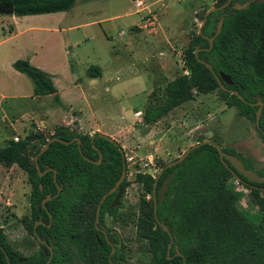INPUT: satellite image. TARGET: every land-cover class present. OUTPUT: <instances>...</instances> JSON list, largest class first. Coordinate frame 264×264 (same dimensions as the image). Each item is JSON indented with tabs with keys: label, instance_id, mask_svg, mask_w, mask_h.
Masks as SVG:
<instances>
[{
	"label": "trees",
	"instance_id": "trees-1",
	"mask_svg": "<svg viewBox=\"0 0 264 264\" xmlns=\"http://www.w3.org/2000/svg\"><path fill=\"white\" fill-rule=\"evenodd\" d=\"M76 1L0 0V8L12 4L17 15L42 14L67 11ZM226 1L219 0L216 6ZM237 1L244 2L232 0L230 5L208 15L201 32L192 31L184 52L188 73L166 82L161 94L153 91L143 110L145 124L157 123L175 108L194 100L196 94L214 91L219 92L228 106H237L240 113L256 122L258 96L264 102V0H254L244 9L234 6ZM222 17V29L212 48L207 49L210 41L206 36L215 34ZM198 48L201 49L196 54ZM201 59L210 62L217 73L227 74L232 83L223 80L224 88ZM13 66L31 78L35 95L54 94L60 101L50 73L24 58L17 59ZM87 72L90 76H99L101 67L91 65ZM229 89L237 90L242 97ZM256 127L264 139V105ZM55 135L67 141L80 137L81 144L76 140L53 141L37 163V153ZM52 136L45 137L34 131L23 140L12 139L0 148V161L17 164L28 173L32 212L23 215L21 223L30 234L41 239L40 250L25 256L12 247L0 226V264H47L49 259L50 264H135L125 258L126 246L117 230L108 228L106 234L96 226L98 205L120 178L126 149L100 132L81 133L71 125L58 126ZM40 139L42 146L37 148L31 161L29 148ZM223 149L238 155L247 168H253L237 151ZM100 154L103 156L97 163ZM227 163L229 166L221 159L216 146L205 143L176 165L162 164L156 176L136 172L135 181L142 185V193L132 223L136 234L149 243L152 254L149 264H264V197L261 194L264 182H252L242 174L238 178L235 167ZM172 173L161 202L160 189ZM259 174L264 176V172ZM234 177L251 189V200L261 214L259 222H253L248 211L241 207L244 194L230 184ZM129 183L126 177L121 184L124 195ZM58 185L62 187L60 193ZM117 192L102 202L100 225L104 226L106 214L118 216L123 199L119 206L111 208ZM48 194L53 197L43 203ZM162 223L170 228L172 235Z\"/></svg>",
	"mask_w": 264,
	"mask_h": 264
},
{
	"label": "rangeland",
	"instance_id": "rangeland-1",
	"mask_svg": "<svg viewBox=\"0 0 264 264\" xmlns=\"http://www.w3.org/2000/svg\"><path fill=\"white\" fill-rule=\"evenodd\" d=\"M145 1L140 9L133 0H78L64 15L43 18L42 25L51 31L21 32L15 40L17 59H28L57 74L55 85L60 101L54 94L35 95L31 78L12 65H8L10 71L5 69L6 74L20 83L21 97H12L16 92L3 89L2 94L8 97L0 98V145L16 134L20 140L34 131L52 136L51 126L38 124L41 115L53 123L65 114L72 118L81 109L88 113L86 99L96 111L99 108L109 113V119L103 120L113 127L132 128L130 138L123 133H118L117 139L111 136L127 148L126 155L131 158L127 173L130 183L118 216L106 214L105 222L118 230L126 246L125 258L135 264H149L152 258L147 239L136 234L132 223L142 193V185L135 181L137 171L156 176L162 164L175 160L204 139L237 151L250 161L253 170L264 172V139L256 122L240 113L237 106H228L218 91L196 94L194 100L151 125L144 123L143 115L136 116L144 110L154 90L161 94L166 82L186 72L184 52L191 33L200 28L202 14L219 0ZM0 18L4 23L9 20L4 14ZM5 46L1 47L0 61ZM91 65L101 66L102 75L88 76ZM67 110L70 112L65 113ZM33 121L36 123L31 126ZM75 123L71 125L74 128ZM148 132L150 135L145 136ZM41 146L42 139L29 148L31 161ZM3 176L0 225L14 249L31 255L41 245L21 223V217L32 212L28 173L15 165ZM230 184L243 191L241 207L253 222H259L261 214L251 200V189L237 177ZM261 194L264 197V191ZM8 200L10 204L6 203Z\"/></svg>",
	"mask_w": 264,
	"mask_h": 264
},
{
	"label": "crops",
	"instance_id": "crops-1",
	"mask_svg": "<svg viewBox=\"0 0 264 264\" xmlns=\"http://www.w3.org/2000/svg\"><path fill=\"white\" fill-rule=\"evenodd\" d=\"M77 2H78V0L75 3H77ZM67 11H57V12H52V13L29 14V15H17L15 13L14 14H4V15H7L9 17V20L7 21V23H4L6 21L0 20V28L3 29V32H1V30H0V50H1V47L6 44V46L3 50V53H2V60L0 61V98L2 100L6 99L8 97L7 94H5V93L2 94L3 89H6V90L11 91V92H16V94L12 95V97H17V96L21 97V95H18V92L20 91V86H21L20 83H16L13 79H10L8 74H6V70H5L6 68H8V70H9L10 68L8 67V65L13 66V63L17 60V57H19V56L15 55L16 50H17V44H18V42L15 41L17 36L21 32H26V33L28 32L29 33V32H35V31H38V32L51 31V30H46L45 27L42 25L41 22H43L45 20L43 18L52 16V15L54 17H58L57 15H61V14L64 15ZM1 14H3V13H0V15ZM2 23H4V24H2ZM20 29H21V31H20ZM88 68H87V70H88ZM43 70L50 73L53 76L54 82L56 83L57 74L47 70L46 68H44ZM102 71L103 70L101 67V74L100 75H102V73H103ZM10 73L13 76H15L14 72H10ZM22 74H25V73H22ZM87 75L90 76L88 74V72H87ZM85 102H86L88 110H89L88 113L87 112L85 113L84 110L81 109L80 114L74 115L72 118L70 116H68L67 114H65L62 117V119H59L58 121H54L53 123H51V122L49 123V121H47L48 116L41 115L38 124L39 125L44 124V125L51 126V132L54 133L58 126H61V125L69 126V125H72L73 123L76 122L74 126L81 133H89V134L93 135L97 132H100V133L108 134L110 136H114V138H116L118 136L117 135L118 133H123L124 136H126V138L127 137L130 138V135L133 133V130H132V128H130V126L125 125L124 128L121 127L120 125H119V127H121V128L113 127L112 123H110L107 120H105V121L103 120L104 118L109 119V117H107L109 113L105 112L104 111L105 109L103 110V109L98 108L96 111L95 106H93V105L90 106V104H88L87 99ZM181 106H179V107H181ZM179 107H177V108H179ZM177 108H175V109H177ZM70 110H73L71 106H70ZM68 112H70V111L67 110V112H65V113H68ZM35 123L36 122L33 121V124L31 126H34ZM112 127L114 129H116L117 131L115 132ZM149 135H150V132H148L145 136H149ZM15 136H17V134L14 135V137ZM124 136H123V139H126ZM14 137L11 139H8L4 144L0 145V148L7 146L10 140H12V139L14 140ZM119 140H122V138L121 139L119 138ZM195 142H192L191 144H193ZM122 145L125 149H127L124 144H122ZM15 165H17V164L7 165L3 161H0V173H2V175H0V183H2V181L4 180L3 172H5V173L10 172V169H14ZM1 199H2V195L0 192V200ZM6 203L10 204L9 200Z\"/></svg>",
	"mask_w": 264,
	"mask_h": 264
},
{
	"label": "water",
	"instance_id": "water-1",
	"mask_svg": "<svg viewBox=\"0 0 264 264\" xmlns=\"http://www.w3.org/2000/svg\"><path fill=\"white\" fill-rule=\"evenodd\" d=\"M231 0H229L228 2H225L224 4L220 5V6H213L211 7L207 13H206V16L204 17L203 21H202V24L199 28V31L201 32L202 31V28L203 26L205 25L206 21H207V18H208V15L214 11H217V10H220V9H223L224 7H226L229 3H230ZM249 6V3H245V4H241V3H237L235 5V7L237 9H244V8H247ZM15 12V8L12 4H7L5 7L3 8H0V13H3V14H14ZM223 21H224V18L222 17L218 23V27H217V31L215 32V34L211 37L209 36H206L209 38V41H210V47L207 48V49H211L213 44H214V39L215 37L220 33L221 29H222V25H223ZM201 48H198L196 50V54H198V52L200 51ZM201 61L206 64V66L208 68H210L212 70V72L215 74L216 78L219 80V82L222 84V86L225 88V85L223 83V80L227 81L228 83H232V80L231 78L225 74L224 72H220V73H217L213 67V65L208 62L207 60H204V59H201ZM232 91V93L234 94H237L239 95L240 97H242V95L237 91V90H234V89H229ZM259 98V101L257 102V104H259V108L257 110V124L259 125V122H260V119H261V116H262V108H263V105H264V102L261 100L260 96H258ZM74 128V127H73ZM100 135H103L105 136L106 138L110 139V140H115L113 137L107 135V134H103V133H100ZM78 141L79 144H81V138L80 137H74L72 138L71 140L67 141V140H64L61 135H55V136H52L50 137L48 140H47V143L45 145H43L41 147V149L39 150V152L37 153L36 157H35V160L36 162L38 163V158L39 156L45 152L49 145L53 142V141H62V142H65V143H72L74 141ZM205 143H210V144H213L214 146L217 147V149L219 150V153H220V157L221 159L223 160V162L228 165L227 161H229L236 169V171H234L236 174H237V177L238 178H241L239 174H242L244 176H246L250 181L252 182H257V183H262L264 182V176H261L258 172H256L255 170L253 169H249L246 167L245 163L243 162V160L236 154H233L231 152H228L226 150L223 149V147L221 145H219L217 142L215 141H212V140H203V141H199L197 142L196 144H193L191 145L182 155H180L178 158H176L175 160H172L170 162H168L167 164V167L169 166H173V165H176L180 162H182L186 157L187 155L195 148L199 147L200 145L202 144H205ZM102 154H100V159L98 161H96L97 163H100L101 162V158H102ZM229 166V165H228ZM40 174H44V172H40ZM127 175V161L124 160V166H123V172L120 176V178L117 180L116 184L104 195V197L102 198L101 202L99 203L98 205V208H97V217H96V222L98 223V221L100 220V212H101V205H102V202L104 201V199L111 193H113L118 187H120V190H119V193L118 195L116 196L115 198V201L114 203L112 204V206L114 205H117L119 203V199L121 198L122 194H123V187L121 186L123 180L125 179ZM173 173L170 174L163 182V185L160 189V201L162 202L165 198V195H166V191L168 189V185H169V182L171 180V178L173 177ZM158 178V176H157ZM55 180H56V172H55ZM241 180V179H239ZM61 189L62 187L60 185H58V193L61 192ZM156 188L154 190V199H155V214L157 216L158 214V210H157V200H156ZM53 196H51L50 194L47 195V197L44 199L43 203H45L46 201L50 200ZM158 218V217H157ZM163 227L165 228L166 231H168L170 234H171V230L170 228L165 225L164 223H162ZM172 235V234H171ZM39 240H41L39 238ZM172 244V243H171ZM171 247V245H170ZM116 247L115 245L113 246L112 248V254L114 253ZM8 256V255H7ZM170 257V256H169ZM47 264H50V260H48ZM112 264H115L114 262H112Z\"/></svg>",
	"mask_w": 264,
	"mask_h": 264
},
{
	"label": "flooded vegetation",
	"instance_id": "flooded-vegetation-1",
	"mask_svg": "<svg viewBox=\"0 0 264 264\" xmlns=\"http://www.w3.org/2000/svg\"><path fill=\"white\" fill-rule=\"evenodd\" d=\"M228 1H229V0H227L226 2H228ZM243 1H244L243 3H241L240 1H237L236 4H237V3H241V4L249 3V5H250V3H251L252 1H254V0H243ZM259 1H261V0H259ZM231 2H232V0L230 1V3H231ZM230 3H229L228 5H230ZM236 4H235V5H236ZM228 5H227V6H228ZM235 5H234V6H235ZM125 156H126V161H127V173H128V168H129V163H130L129 161H130V160L128 159V157H127V155H126V152H125ZM126 177H127V175H126ZM126 177H125V178H126ZM121 186H122V185H121ZM122 187H123V186H122ZM116 190H118V192H117V195H118L119 190H120V187H118ZM116 190H115V191H116ZM115 191H114V192H115ZM114 192H113V193H114ZM111 194H112V193H111ZM117 195H116V196H117ZM124 196H125V195H124V187H123V194H122L121 198L119 199V203H118L117 205H114V206L111 205V208H112V207H115V206H119V205H120V200L123 199ZM115 198H116V197H115ZM114 201H115V199H114ZM113 203H114V202H113ZM113 203H112V204H113ZM123 203H124V202H123ZM122 207H123V205H122ZM122 207H121V208H122ZM121 208H120V209H121ZM100 214H101V212H100ZM105 216H106V215H105ZM110 216H111V215H110ZM100 223H101L100 220L98 221V223L96 222V226H97V228L101 229V230H102L104 233H106V234H107V230H108V228H110V229H114V230H117V229H115V228H113V227H108V226L106 225V222H105L104 226H103V225H100ZM117 231H118V230H117ZM119 235H120V234H119ZM120 239H121V236H120ZM121 242L123 243L122 239H121ZM0 247H2V246L0 245ZM115 247H116V246H115ZM49 260H50V259H49Z\"/></svg>",
	"mask_w": 264,
	"mask_h": 264
},
{
	"label": "built area",
	"instance_id": "built-area-1",
	"mask_svg": "<svg viewBox=\"0 0 264 264\" xmlns=\"http://www.w3.org/2000/svg\"><path fill=\"white\" fill-rule=\"evenodd\" d=\"M133 2H134V4H135V6L137 7V8H143L144 7V5H145V3H146V1L145 0H133ZM185 73H188V69L186 70V72ZM143 115V111H141V110H139L137 113H136V116H142ZM14 140L15 141H19L20 140V137L17 135V136H15L14 137ZM128 159L130 160L131 158L130 157H128Z\"/></svg>",
	"mask_w": 264,
	"mask_h": 264
}]
</instances>
